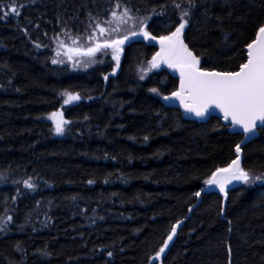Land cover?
Returning a JSON list of instances; mask_svg holds the SVG:
<instances>
[{"label":"trees","instance_id":"trees-1","mask_svg":"<svg viewBox=\"0 0 264 264\" xmlns=\"http://www.w3.org/2000/svg\"><path fill=\"white\" fill-rule=\"evenodd\" d=\"M0 13V264H264V126L241 147L250 181L223 203L200 190L241 135L164 107L177 82L140 72L153 47H125L113 75L110 53L52 63L59 39L119 18L155 36L186 21L200 68L234 71L264 0H0Z\"/></svg>","mask_w":264,"mask_h":264},{"label":"snow or ice","instance_id":"snow-or-ice-1","mask_svg":"<svg viewBox=\"0 0 264 264\" xmlns=\"http://www.w3.org/2000/svg\"><path fill=\"white\" fill-rule=\"evenodd\" d=\"M10 12L18 14L15 7L10 8ZM7 15L8 13H0ZM187 22H181L172 36L161 37V41H168L169 48L168 53L175 55L177 49L173 43L174 38H178L182 29H184ZM101 33L104 29H100ZM135 35V33H134ZM147 35V33H145ZM127 39V37H125ZM123 43V40L106 42L104 48H113L114 51H119V45ZM248 59L247 62L240 66L238 72L218 73V72H203L196 68L199 63L198 59L187 49L186 45L180 42V56L179 62L182 64L181 68V91L174 92L172 95L179 97L181 101H184L183 92L187 91L192 97L194 103L187 104L185 107L190 112H195L197 116H203L208 110L210 105L220 108L224 112L225 119L231 117L234 124L242 126L245 133H252L257 127V122L264 126V27H260L257 34V39L250 43L248 46ZM101 45H97L95 48H89L88 53L99 51ZM161 56V53H157L153 57L152 67H158L156 63L157 59ZM114 59H119L118 55L114 56ZM165 62H168L167 60ZM52 63H57L54 59ZM169 66H173L169 63ZM107 79V77H105ZM143 79V76L141 77ZM156 92V89H152ZM65 104L72 101L79 100L78 95H72L71 93H65ZM169 99V97H164ZM56 114L54 113L53 116ZM66 121L61 120L56 125V132H63L62 125ZM236 151H240V146L237 145ZM219 173H231V176L225 180L219 176ZM231 179L242 180L245 183L250 181V177L247 172L239 168V161L234 160L232 164L226 169H218L217 173H213L212 179L207 181L209 184H218L220 190L224 191L225 182H230ZM259 180L260 177H255ZM26 187L33 188L34 185L29 181L23 182ZM200 193H196L198 196ZM10 219V218H9ZM175 229H173V232ZM169 240L172 236L168 237ZM167 246V245H165ZM160 252H164V248L160 249ZM111 255V253H109Z\"/></svg>","mask_w":264,"mask_h":264},{"label":"water","instance_id":"water-1","mask_svg":"<svg viewBox=\"0 0 264 264\" xmlns=\"http://www.w3.org/2000/svg\"><path fill=\"white\" fill-rule=\"evenodd\" d=\"M145 26H146V22H144L142 24V26L140 27L139 31L132 32V33H129V34H125V35H123L121 37L114 38V39H111V40H108V41L95 42L89 48H95L97 45H101V49L99 51L93 53L92 55L87 54L89 48H86V49H80V48L70 49V54L73 55V56L91 57V56H94L95 54H97L98 52H100L101 50L111 51V52L114 53V56L118 55V57H119L118 60L115 59V68L111 72V75H113L118 70L119 64H120L121 59H122L123 49L125 47H127L128 45H130L133 42H141V43L146 44L147 46L153 47L155 50H154V52L152 53V55L150 56V58L148 60V68H149V70L150 71H154V72L155 71H159V70H164V71H166L169 74V76L174 78L176 80V82H177L176 83V88L172 92L158 96V99H159L160 103L166 108L177 109L180 112L181 118L183 120H185V121H193V122H197V123H206L211 117H214V118H218L220 120V123L227 127V130H228L229 133L240 134L241 135V140L237 144V145L240 146V151L239 152L236 151V147H237V145H236L234 147V159L232 161L238 159L239 168L242 169V167H241V162H242L241 147H243L244 145H246L250 141L254 140L258 136V130L261 129L263 126L260 125V122L258 121L256 129H254V131L252 133H245L243 131V128H242L241 125L234 124L232 122V120H231V117H229L228 119H225L224 112L220 108L215 107L214 105H210L208 107V110L205 112V114L203 116H197L194 111L193 112L188 111L186 109V107H185V103H187V104H193L194 103V101H193L192 97L189 95V93L187 91L183 92V98H184L183 102L181 101V99L179 97H175V96L172 95L174 92L181 91V68H182V64L179 62V59H180V56L182 55V53L180 52V42H182L183 45H186L184 43V41H183V38H182L183 29H182L181 33L179 34V37L173 39V43L175 44L177 52H176L175 55H171L167 51V49L169 48V42L168 41L162 42L161 41V37L172 36V33H174L179 26L175 30H173L172 32L164 34V35H160V36H155V35H152V34L148 33L146 31V29H145ZM260 27H264V24H262ZM259 28L256 30L252 40L244 47L245 59H244V62L242 64L247 62L248 52H249V49H248L247 46L250 43H252L254 40L257 39V34H258ZM134 33H135V35H134ZM145 33H147V35H145ZM125 37H127V39H125ZM114 40L115 41L123 40V43L119 45V51L118 52L114 51L113 48H104L103 47V45L106 42L111 43ZM187 49H188V51H190L194 55V53L188 47H187ZM157 53H161V56L156 61V63L159 66L154 68V67H152V61H153V57H155L157 55ZM166 60L168 62H165ZM198 61H199V59H198ZM169 63H171L173 66L170 67ZM241 65H239V67L236 70H234V71L206 70V69L200 68V63H198L196 65V68L198 70H200V71H203V72L228 73V72H238V71H240V66ZM164 97H169V99L166 100V99H164ZM232 161L226 166L219 167V168L215 169L208 176V178L206 179L202 189L200 190L201 194H208V193L216 192L217 194H219L222 197V201L224 203L228 191H230L232 189H235L238 186H240V185L245 183L242 180L231 179L230 182H225L224 191L223 192L220 190V187H219L218 184H209V183H207V181L212 179L213 173H217L218 169H226V168H228L229 165L232 164ZM219 176L222 177V178H225V180H227V178H229L231 176V173H219Z\"/></svg>","mask_w":264,"mask_h":264},{"label":"rangeland","instance_id":"rangeland-1","mask_svg":"<svg viewBox=\"0 0 264 264\" xmlns=\"http://www.w3.org/2000/svg\"><path fill=\"white\" fill-rule=\"evenodd\" d=\"M126 20H128L129 18H125ZM130 24H133L134 30L131 29H127V28H122L120 26H122V21L119 18H113V19H108V20H99V21H95L92 24H90L86 30L78 36H67L65 38H61L59 39V41H57V43L55 44V47L53 49V57L56 61H58L59 63L63 64H67L70 68H75V67H79V65H81V63H83L84 61H87V63L89 65L93 64L94 62H96L97 57L100 54L103 53H110L112 55H114L113 52L108 51V50H101L100 52H98L97 54H95L94 56L91 57H86V56H73L70 54V49H76V48H80V49H86L91 47L95 42L98 41H108L114 38H118L121 37L125 34H129L132 32H136L139 31L140 27L142 26V23L138 25H136L135 22H132ZM128 25V24H127ZM132 25V26H133ZM103 28L104 32L101 33L100 29ZM143 74H148L149 72H153L150 71L148 68V61L145 65H143L141 67V71ZM72 95H76L74 93H71ZM66 95H63V105H70L73 104L75 101H72L68 104H65L64 101L66 99ZM62 119L60 118V115L58 113L57 117L53 119L55 125H57V123H59ZM174 232L172 231L170 236H173ZM170 240L167 238L162 246V248H166L169 244ZM167 245V246H165ZM160 250L159 253L156 254L155 256H153L149 263L152 261H158L159 262V254H160Z\"/></svg>","mask_w":264,"mask_h":264}]
</instances>
